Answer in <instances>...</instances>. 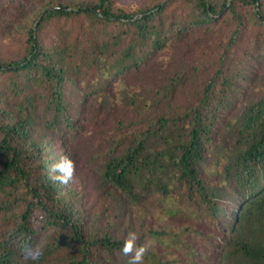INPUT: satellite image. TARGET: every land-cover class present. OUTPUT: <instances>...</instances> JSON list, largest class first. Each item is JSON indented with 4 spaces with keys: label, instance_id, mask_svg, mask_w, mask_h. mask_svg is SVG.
Segmentation results:
<instances>
[{
    "label": "trees",
    "instance_id": "obj_1",
    "mask_svg": "<svg viewBox=\"0 0 264 264\" xmlns=\"http://www.w3.org/2000/svg\"><path fill=\"white\" fill-rule=\"evenodd\" d=\"M100 111L92 212L49 169ZM129 232L143 264H264L263 0H0V264H128Z\"/></svg>",
    "mask_w": 264,
    "mask_h": 264
},
{
    "label": "rangeland",
    "instance_id": "obj_2",
    "mask_svg": "<svg viewBox=\"0 0 264 264\" xmlns=\"http://www.w3.org/2000/svg\"><path fill=\"white\" fill-rule=\"evenodd\" d=\"M144 0H117L118 4L123 7H130ZM264 2V0H263ZM162 54V53H161ZM189 51L182 50L180 47L175 49H169L167 52H164L157 61L156 66L152 71L144 72L138 77H130L128 79V84L126 86L131 87V89H135L137 91H141L144 93H149L152 91L150 88H158L159 85L164 83L168 78L170 72L173 71V68L176 64L181 62H185L186 59H189ZM151 95V94H150ZM117 99V96L115 97ZM187 99V96L184 97ZM112 99V95L110 97ZM115 100V99H114ZM122 102H118L117 110H121ZM88 117L92 119V121H88V126L84 131L83 135H81L76 142H69L68 148L72 152L71 159L75 162V174H74V186L82 189L84 193V198L86 200V206L89 211L94 212L96 210V206L94 204V200L96 199V191L98 189L93 181V171H91L92 163L89 162V155L91 150H88V142L85 139H92L97 142L95 144H101L107 140L108 134L107 131L111 127V120L116 117L115 113H105L103 111L100 112H88ZM122 114L119 118H123ZM86 136L84 140H82V136ZM106 139V140H105ZM94 144V145H95ZM153 197L146 200L147 203L144 205L148 207H156V196L154 193ZM141 206L132 205V211L135 214L136 223L142 225L144 221V217L139 214ZM159 209V208H158ZM123 218H127V213L123 214ZM157 215L153 214L152 219L157 220ZM142 219V223L139 221ZM169 219L168 224L172 221L171 217H167ZM184 220V219H181ZM174 222V221H173ZM167 224V225H168Z\"/></svg>",
    "mask_w": 264,
    "mask_h": 264
},
{
    "label": "clouds",
    "instance_id": "obj_3",
    "mask_svg": "<svg viewBox=\"0 0 264 264\" xmlns=\"http://www.w3.org/2000/svg\"><path fill=\"white\" fill-rule=\"evenodd\" d=\"M75 162L68 156H61L59 160L50 165L51 179L62 184L68 185L75 174ZM139 237L135 232H129L123 241L121 252L129 256L128 264H143L144 257L148 251V244H139ZM25 260L38 258V252L31 247L24 248Z\"/></svg>",
    "mask_w": 264,
    "mask_h": 264
}]
</instances>
